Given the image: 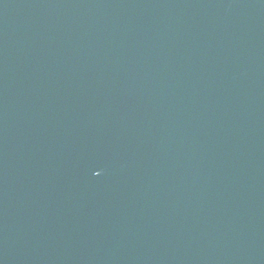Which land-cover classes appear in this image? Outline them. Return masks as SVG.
<instances>
[{
    "label": "water",
    "instance_id": "95a60500",
    "mask_svg": "<svg viewBox=\"0 0 264 264\" xmlns=\"http://www.w3.org/2000/svg\"><path fill=\"white\" fill-rule=\"evenodd\" d=\"M0 264H264V0H0Z\"/></svg>",
    "mask_w": 264,
    "mask_h": 264
}]
</instances>
